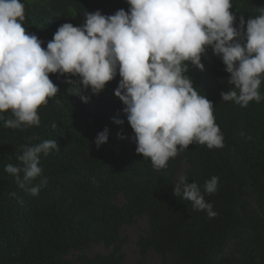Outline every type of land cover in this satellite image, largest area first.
Segmentation results:
<instances>
[{"label":"trees","instance_id":"trees-1","mask_svg":"<svg viewBox=\"0 0 264 264\" xmlns=\"http://www.w3.org/2000/svg\"><path fill=\"white\" fill-rule=\"evenodd\" d=\"M230 2L234 27L242 16L246 28L249 18L264 11V0ZM21 3L22 26L45 49L65 23L79 27L86 13L109 16L130 7L126 0ZM186 63L193 87L213 105L224 146L191 144L159 171L136 153L124 106L114 95L119 74L98 94L83 91L84 103L67 93L66 80L78 77L50 73L58 93L38 108L39 126L6 128L11 111L0 114V264H128L122 230L139 221L145 228L134 242L135 264H150L149 253L159 264H264V99L243 108L223 101L221 93L234 86L211 48L201 56L202 71ZM258 91L264 97V79ZM105 128L108 140L97 148L95 139ZM46 140H56L59 150L40 154L41 176L20 188L6 165L20 166L22 148ZM19 175L23 179V172ZM181 176L197 183L214 218L173 195ZM213 176L219 178L217 190L207 194L204 185ZM35 186L40 190L33 196ZM97 245L109 252L86 256Z\"/></svg>","mask_w":264,"mask_h":264},{"label":"clouds","instance_id":"clouds-1","mask_svg":"<svg viewBox=\"0 0 264 264\" xmlns=\"http://www.w3.org/2000/svg\"><path fill=\"white\" fill-rule=\"evenodd\" d=\"M126 3L130 6L127 12L121 9L105 16L96 11L86 13L83 26L63 24L45 49L22 26L25 5L21 0H0V114L10 110L13 117L4 126H39L38 108L58 93L50 73L78 77L66 80L67 93L84 103L88 97L83 91L98 94L119 74L114 95L124 106L136 153L150 159L154 170L165 169L170 158L191 144L222 148L223 135L215 123L213 105L193 87L186 62L202 71L201 56L211 48L221 57L230 74L229 85L234 86L221 93L222 100L242 108L250 101L259 103L264 99L258 91L264 79V11L249 18L245 28L242 16L239 27L233 26L230 0ZM107 140L105 128L95 139L97 148ZM52 150H59L56 140L24 146L17 156L20 166L8 164L5 171L24 188L41 176L40 154L46 156ZM218 179L213 176L205 182V193L216 192ZM187 180L180 177L173 195L214 218L217 213L200 187ZM46 183V178L41 180V185ZM39 190L35 186L30 192L36 196Z\"/></svg>","mask_w":264,"mask_h":264},{"label":"rangeland","instance_id":"rangeland-1","mask_svg":"<svg viewBox=\"0 0 264 264\" xmlns=\"http://www.w3.org/2000/svg\"><path fill=\"white\" fill-rule=\"evenodd\" d=\"M122 200L118 199L117 203H121ZM145 223L143 221H139L135 223L133 226L128 228H124L122 230L123 236H125L128 240V244L124 249L125 259L128 264H135V262L139 259V254L134 247V242L136 241L138 235H140L141 231L144 230ZM109 251L105 249L102 245H97L91 247L86 251V256L92 257L95 254H107ZM147 263L150 264H159V258L153 254L149 253L145 259Z\"/></svg>","mask_w":264,"mask_h":264}]
</instances>
